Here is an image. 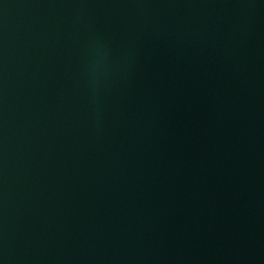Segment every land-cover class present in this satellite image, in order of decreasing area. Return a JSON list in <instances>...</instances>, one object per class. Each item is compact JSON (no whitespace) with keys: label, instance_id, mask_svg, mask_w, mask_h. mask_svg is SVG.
Instances as JSON below:
<instances>
[{"label":"water","instance_id":"obj_1","mask_svg":"<svg viewBox=\"0 0 264 264\" xmlns=\"http://www.w3.org/2000/svg\"><path fill=\"white\" fill-rule=\"evenodd\" d=\"M0 264H264V0H0Z\"/></svg>","mask_w":264,"mask_h":264}]
</instances>
